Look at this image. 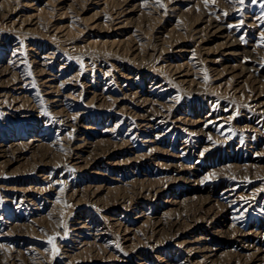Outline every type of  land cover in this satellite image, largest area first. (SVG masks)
<instances>
[{
	"label": "rangeland",
	"instance_id": "1",
	"mask_svg": "<svg viewBox=\"0 0 264 264\" xmlns=\"http://www.w3.org/2000/svg\"><path fill=\"white\" fill-rule=\"evenodd\" d=\"M261 5L0 0V264H264ZM208 19L237 60L198 43ZM166 62L182 73L152 76ZM169 98L129 131L137 100Z\"/></svg>",
	"mask_w": 264,
	"mask_h": 264
},
{
	"label": "bare ground",
	"instance_id": "2",
	"mask_svg": "<svg viewBox=\"0 0 264 264\" xmlns=\"http://www.w3.org/2000/svg\"><path fill=\"white\" fill-rule=\"evenodd\" d=\"M125 2V1H124ZM232 4V3H231ZM236 4V3H235ZM173 12H175V11H173ZM153 13V12H152ZM124 14V13H123ZM181 16V15H180ZM211 18V17H210ZM30 20V19H29ZM29 20H23V22L24 21H29ZM215 20V19H214ZM214 20H210V19H208L207 21H206V23H205V25L202 27V29H200L199 31L197 30L196 32L199 34V36L197 37L198 38V43L199 44H205L206 42H208V40L211 38V37H213V38H223V40H224V43H222V47H225V49L222 51L223 53H222V55H221V57H223L222 58V60H221V62H230L231 60H237V58H239L238 56L239 55H241L240 53V51L242 50L241 49V47H239V41H240V39L239 38H236V37H234V36H231V33H229L228 32V34H226V31H225V28L221 25V24H218V23H215L214 22ZM217 21V20H216ZM22 22V23H23ZM34 22H35V20H34ZM122 22L123 21H120L119 22V26L120 25H124V23L122 24ZM22 23L20 24V27H22L21 25H22ZM26 24H28L29 26H31V22H26ZM17 24H15L14 22L12 23H10L8 26L9 27H15ZM33 25V24H32ZM38 25V24H37ZM118 25V24H117ZM121 28H122V26H120ZM31 28L32 27H28L26 30H31ZM34 28V27H33ZM35 28H36V26H35ZM38 28V27H37ZM119 29V28H118ZM6 31V30H5ZM8 31V30H7ZM6 31V33L8 34V32ZM32 31V30H31ZM34 31V30H33ZM195 32V31H194ZM31 33V32H30ZM8 36V35H7ZM13 36V35H12ZM11 36V37H12ZM196 36V35H195ZM27 40H31V39H27ZM139 41H140V39H139ZM212 41V40H211ZM54 42V41H53ZM61 43V42H60ZM197 43V44H198ZM135 48H134V55H133V57L135 58V60L137 59L136 57H137V55H139V47H140V44L139 43H136L135 42ZM58 46V45H57ZM68 46V45H67ZM130 46V45H129ZM61 47V46H60ZM77 47V46H76ZM75 47V48H76ZM16 48V47H15ZM65 50H68V48H66L65 46L63 47ZM74 48V49H75ZM79 48V47H78ZM127 48V47H126ZM81 49V48H80ZM79 49V50H80ZM82 49H83V47H82ZM81 49V50H82ZM69 50H71V49H69ZM78 50V49H77ZM78 50V51H79ZM128 50H130V48L128 49ZM75 51V50H74ZM84 51V50H83ZM65 52V51H64ZM68 52V51H67ZM66 52V53H67ZM247 52H249V51H247ZM15 53V52H14ZM69 53V52H68ZM86 53V52H85ZM16 54V53H15ZM18 54V53H17ZM90 54V53H89ZM54 55V54H53ZM67 55V54H66ZM88 55V54H87ZM94 55V54H93ZM100 55V54H99ZM142 55V54H141ZM20 56V55H19ZM86 56V55H85ZM100 56H102V55H100ZM70 57V56H69ZM42 58V57H41ZM102 58V57H101ZM133 58V59H134ZM138 58H139V56H138ZM44 59V58H43ZM88 59V58H87ZM90 59V58H89ZM131 59V58H130ZM19 60V59H18ZM134 60V61H135ZM139 60V59H138ZM167 60V59H166ZM46 61V60H45ZM17 62V61H16ZM24 62V61H23ZM82 62V61H81ZM137 62H139V61H137L136 60V62L135 63H131L133 66H136V67H140L139 66V63H137ZM218 62V61H217ZM14 63V62H13ZM39 63V62H38ZM48 63V62H47ZM15 64V63H14ZM17 64V63H16ZM22 64V63H21ZM162 64V63H161ZM164 64V63H163ZM155 65V64H154ZM14 66V65H13ZM82 67H84V66H82ZM166 70L167 72H171L172 74H175V73H182V69H183V65L181 64V65H175V64H172V63H168V62H166V64L165 65H160V64H156L155 65V67H153L152 66V68L151 69H148V70H151V71H149V72H151V74H152V76H155V75H159V74H161V71L162 70ZM163 70V71H164ZM28 72V71H27ZM187 72V71H186ZM17 73V72H16ZM81 73V72H80ZM79 73V74H80ZM14 74V73H13ZM18 74V73H17ZM26 74H28V73H26ZM16 75V74H15ZM78 75V74H77ZM179 75V74H178ZM28 76V75H27ZM52 76V75H51ZM162 76V75H161ZM182 78H184L185 77V75L184 74H182V75H180ZM74 77V76H73ZM76 77V76H75ZM165 77H167V76H165ZM176 77V76H175ZM181 78V79H182ZM27 79V78H26ZM48 79V78H47ZM138 79H139V76H137V79H136V81L135 82H137L138 81ZM24 80V79H23ZM31 80H33V79H31ZM30 80V81H31ZM45 80V79H44ZM53 80V79H52ZM74 80V79H73ZM179 82H184L185 83V79H183V80H179ZM22 83V82H21ZM32 83V82H31ZM52 83V81H51V79H49V80H45L44 82H42L41 84H43V85H45V86H47V87H49V88H51V84ZM25 85V84H24ZM19 86V85H18ZM25 87V86H24ZM17 88V87H16ZM22 88V87H21ZM107 88V87H106ZM159 88V90H158V92H157V94H161L160 95V97H159V99H161V98H165L164 96H166V94L168 93V88L167 87H163V85L162 84H157L156 85V83H154V87H152V89H150V92H153L154 90H156V89H158ZM18 89H20V87L18 88ZM131 95H132V97H134V98H137L138 97V95H139V93H138V91L137 92H133V93H131ZM12 96V95H11ZM20 98V97H19ZM66 99H67V97H66ZM173 99V98H172ZM172 101H174V100H171V98H169L166 102H163V103H160V102H158L157 100H151V102L148 100V99H143V100H137L136 102L137 103H139V105H142V104H151V107H150V109H141V112H138L137 113V111H135V110H133L132 112H133V114L131 115L132 117L131 118H129L128 119V125H129V127H130V129H129V131L131 130H136L137 132H139V130H141V129H145L146 131L147 130H149L148 132H146V131H144V130H141V132H145L146 134H148V133H151V132H155V131H157V130H159V128H161L162 126H164L165 124H166V122H167V113H166V116L164 115V113L162 112V111H155L154 110V107L155 106H158V105H161L162 107H164V108H168V110H170L169 109V107H171L172 105L170 104V105H168L167 103H171ZM147 104V105H148ZM66 105V104H65ZM175 105V104H174ZM136 106H138V105H135V107ZM145 106V105H144ZM159 107V106H158ZM162 107H161V109H162ZM139 108V107H138ZM156 109V108H155ZM165 110V109H164ZM169 112V111H168ZM77 114V113H76ZM182 118H179V120H181ZM221 119V118H220ZM222 120H224V119H222ZM176 121H178V120H175V121H173V122H176ZM125 122V121H124ZM130 122V123H129ZM221 126V125H220ZM140 128V129H139ZM171 128V127H170ZM128 129V128H127ZM84 139V138H83ZM82 138H81V141L83 140ZM87 142V141H86ZM146 142V141H145ZM144 142V143H145ZM149 142V141H148ZM154 142V141H153ZM80 144V143H79ZM83 144H84V146H85V140L83 141V143H82V146H83ZM79 146V145H78ZM225 208H227V207H225ZM224 208V209H225ZM127 210V209H126ZM235 212V211H234ZM233 212V213H234ZM139 215V214H138ZM225 215V214H224ZM234 215V214H233ZM229 219H231L230 217H229ZM234 220V219H233ZM232 220V221H233ZM81 224H82V222H81ZM84 224H86V223H84ZM225 224V223H224ZM85 226V225H84ZM222 227H224L225 225H221ZM77 227V226H76ZM75 227V228H76ZM120 227V226H119ZM122 227V226H121ZM225 228V227H224ZM90 230V229H89ZM127 230V229H126ZM98 231V230H97ZM102 235V234H101ZM127 240V239H126ZM79 242V241H78ZM83 245H84V243H82Z\"/></svg>",
	"mask_w": 264,
	"mask_h": 264
},
{
	"label": "snow or ice",
	"instance_id": "3",
	"mask_svg": "<svg viewBox=\"0 0 264 264\" xmlns=\"http://www.w3.org/2000/svg\"><path fill=\"white\" fill-rule=\"evenodd\" d=\"M205 3L207 4V3H208V0H205ZM240 3L243 4V3H244V0H240ZM253 3H255V0H253ZM160 6L163 7V4H161ZM261 6L264 7V5H261ZM224 14L227 15V13H224ZM48 242H49L50 244H52V245H53V249L56 250V249H55V244L53 243V239L50 238Z\"/></svg>",
	"mask_w": 264,
	"mask_h": 264
}]
</instances>
